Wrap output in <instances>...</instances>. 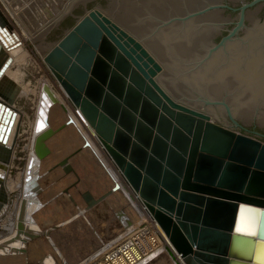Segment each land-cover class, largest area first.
<instances>
[{
	"label": "water",
	"instance_id": "water-1",
	"mask_svg": "<svg viewBox=\"0 0 264 264\" xmlns=\"http://www.w3.org/2000/svg\"><path fill=\"white\" fill-rule=\"evenodd\" d=\"M83 1L69 2L33 41ZM260 2H245L240 9L244 13ZM2 58L0 42V65ZM45 61L144 212L158 223L179 264H264V140L176 98L159 80L163 65L155 54L99 10L82 16ZM8 62L0 70L1 90ZM11 102L14 93L0 99V110L5 107L9 116L0 132V162L9 160L2 150L4 131L17 114ZM53 132L38 135L39 156L51 152L45 140ZM64 169L75 171L69 163ZM112 192L95 198L87 190L82 196L90 208ZM242 223L252 234L237 231Z\"/></svg>",
	"mask_w": 264,
	"mask_h": 264
},
{
	"label": "rangeland",
	"instance_id": "rangeland-1",
	"mask_svg": "<svg viewBox=\"0 0 264 264\" xmlns=\"http://www.w3.org/2000/svg\"><path fill=\"white\" fill-rule=\"evenodd\" d=\"M53 1L45 0V3L49 4ZM71 1L63 0V4L58 5V10L52 9L51 6L52 11L51 14H47L48 17L46 16L45 28L61 15ZM249 1L252 0H160L161 5L159 6L161 8L153 9L146 0H85L74 6L45 34V51L58 42L87 11L95 7L99 8L125 26L155 54L163 65V72L160 74L159 80L176 98L209 112L223 124L264 140L263 101L250 105L246 110L245 117L236 114L239 107L237 96L242 91L241 84L228 85L224 83L219 91L214 94L210 93L208 89L206 90V87H196L188 82V77L191 74L204 69L210 64H212L213 69L220 73L221 70L218 68L228 67L236 57L246 62L253 53L252 39L257 35L260 36L259 39L256 38L257 41H260L259 45L264 46V2L248 7L242 13L240 7L243 3ZM128 5H132L131 8L138 10L135 16L124 17L119 14V12L123 13L122 9L130 8ZM19 26L18 23L17 30L21 32L22 26ZM231 32H233V35L223 45L220 47L215 46L220 45L222 38L229 36ZM168 33H175L174 35L177 36H186L187 34L192 39L190 41L194 44L193 48L197 53L180 52L175 44L167 46L166 49L157 48L158 42L160 43L165 34ZM30 41L29 47L36 49L35 44L32 43L33 41ZM216 65L218 68H216ZM54 78L56 79L55 76ZM34 80L37 81L38 78ZM56 82L61 86L57 79ZM57 89L60 90V88ZM61 89L63 90L62 87ZM37 91L39 93L40 89L38 88ZM23 103V101H19L15 104V108L19 113L16 118V145L8 174L4 179L5 188L0 191V203L3 204L0 210V244H2L0 245V264H5V260L12 261V263L15 261V264H31V262L34 264L31 259L36 256H39V259L37 258L35 264H80L83 260L91 258L93 254L107 250L110 246L106 247L102 242L110 238L111 233L114 236L110 240H114L121 234V230L140 222L141 217H136L129 225L124 223L125 220L123 223H117L116 217L120 215L117 209L125 207L127 203L125 198L116 197L117 191L120 190V184L119 187H110L109 189H113V192L102 202L90 208L83 196L74 204L66 201L65 196L67 198L72 196L70 198V201H72L73 198L80 195L79 190L89 184V174L94 170L93 166L98 163L102 164L101 157L93 155V159L87 163V167H82L86 174L84 182L73 184L68 190L69 193L64 190L71 184L70 181L74 172L68 173L69 171H64L62 167H65L69 162L72 166L77 155L76 152L70 153L72 157L70 154L68 155L69 157L66 160H70H67V163H62L65 164L64 166L59 163L65 159L63 157L64 153L62 154L65 149L63 150L62 145L65 143V146L66 141H71L70 136L77 132L72 119L67 117V114L61 121L60 127L65 126L59 130L63 133L61 137H58L57 143H54L53 140L50 144L45 142L51 151L45 155V163L41 156L37 157L38 162L43 167L45 165V170L38 173L33 168L34 170L30 174L33 178L37 176V178H34L36 180L45 175L42 181L40 179L36 181L39 184H36L34 188L33 197L29 196L28 198L27 195H23L19 188H14L12 180H17V176L25 168L27 152H24L23 148L29 140L27 134L31 128L30 126L29 129L24 131L25 117L21 114L25 110L31 117L32 125L36 121V112L39 108L38 98L29 106H24ZM60 118L55 120L57 121ZM59 131H57V134ZM78 145L82 146V142L79 141ZM84 151L81 150L79 154L84 155ZM38 162L34 158L32 167L36 166ZM76 174L75 172L74 177L77 179L78 175ZM60 175L67 177L60 178L62 177ZM110 180L112 181L110 184H113V180ZM54 196L56 198H53ZM25 197L28 198L26 200L29 201V204H27ZM38 197L41 199L40 201ZM31 198L37 200V203H43V206L41 205L42 207L38 209L37 207L40 204L37 205L35 201L38 210L36 211L35 207H30L31 209L35 208V210H32L33 213H27L31 210L29 206H33L30 202ZM20 201H25V205L24 202L21 203ZM21 206L24 209L26 206L29 210L24 212ZM129 211L134 212L131 207ZM21 212L22 215H20ZM140 212L141 214L144 213L143 211ZM28 215L30 218H28ZM92 215L94 220L91 218ZM55 217H57V220ZM106 218H108V222L105 221ZM80 225H84V227ZM168 255L169 257H164L163 261L161 260V264H176L172 258L173 256Z\"/></svg>",
	"mask_w": 264,
	"mask_h": 264
},
{
	"label": "bare ground",
	"instance_id": "bare-ground-1",
	"mask_svg": "<svg viewBox=\"0 0 264 264\" xmlns=\"http://www.w3.org/2000/svg\"><path fill=\"white\" fill-rule=\"evenodd\" d=\"M62 1L63 0H54L52 3L49 2L48 4V3H45V0H0V42L3 44V58H2L3 62L0 65V70L3 67L4 63L6 61H9L7 67L5 68L4 75L2 77L4 81L6 82H5V87L2 90L0 89V99H5L8 96H10L11 93L12 94L14 93V102L10 103V107L17 112L15 116V122L12 128H10V130L5 129L6 131H4V134L5 136H7V139L4 142L5 147H4V150H2V154H4L5 156L8 153L9 160L5 162H2V161L0 162L1 163L0 165L1 186L4 185V179L6 178V175L8 174L9 167L12 162V157L14 155L13 151L16 145V133H17L16 118L19 115V113L17 109L15 108V104L19 101H23L24 106L25 105L29 106L34 100L38 98L39 108L36 112L37 116H36V121L33 122L34 124L31 125L32 123L31 117L29 116L27 112H25V110L23 111V114L20 113L22 116L25 117V123L23 124L24 131L29 129L30 126L31 128H30L29 133L27 134L29 140L26 142V145L23 148L24 152L25 151L27 152L25 168L23 172L19 173V175L16 178L17 180H14V181L12 180V186L14 188H19L20 191L23 193V195L24 194L27 195L28 198L29 196H32L33 193H35L34 188L36 187V184H39L36 181L38 179L42 181L45 178V175H42L40 178L36 180L34 178H37V176L33 178V176L31 177L30 175L32 174V170L34 169L36 172L38 171V173L45 170V165L43 167L42 164L38 162L39 160L37 159V157H40V156L35 151L37 137L42 132L47 131L49 128H51L54 132L47 140H45V142L50 144L53 140L54 143H57L58 137H61L63 133L59 131L60 130L59 127L62 123L61 121H63V117L65 118L67 114V117H70L72 119L73 125L75 126L77 130L76 134L74 135L72 134L70 136L71 141L69 142L66 141L67 143L65 146H64L65 143L62 145L63 150L65 149V151L62 152V154L64 153L63 157L65 159L69 157L68 155L70 153L76 152L77 154L74 160V163L72 164V167L75 170L74 175L76 172L77 173L76 175H78V177L76 179L73 175L72 180L70 181L71 184L74 183L75 181L76 183L84 182L86 174L84 173L85 171L82 169V167H85V168L87 167V163L93 159V155L95 157L97 156L101 157L102 165L104 166L106 171L109 173L111 179L114 181L113 186L119 187V184H120V187H119L120 190L117 191L116 197L118 198L123 197L125 198V202H127L125 204V207H120L119 209H117L120 215L116 217V221L117 223L118 222L123 223V221L125 220L124 223L129 225L135 220L136 217L138 216L141 217L140 215L142 214L140 211L144 212L142 205L139 203L138 198L126 186L119 172L117 171L115 166L112 164L111 160L108 159L107 154L105 153L104 148L101 145L96 133L89 126V123L82 118L81 114L79 113V109L74 106V104L71 102L69 97L61 89V86L56 82V79L54 78V73L51 67L45 61V58L48 52L59 41L54 43L47 51H45V47H46L45 46V35L39 38L37 41L35 42L33 41V38L38 33H40L43 29H45V21H46V18L49 16V15L47 16V14H51L52 9L58 10V5L63 4ZM146 1L152 6L153 9L161 8L159 6L161 5L160 0H146ZM51 6L53 7L52 9H51ZM128 6L130 8L122 9L123 13L119 12V14L123 15L124 17L135 16L138 10H136V8H131L132 5H128ZM92 9L101 11V9L96 8V7ZM101 12L104 13L103 11ZM104 14H107V13H104ZM18 23L20 24V26H22L21 32L17 30ZM174 34L175 33L165 34V36L162 38V41L160 43L158 42L157 48L166 49L167 46L175 44V46L179 49L180 52L187 51L186 52L187 54L189 52L192 54L197 53V51L193 48L194 44L190 41L192 39H190L187 34L186 36H183L182 34H181L182 36H179V35L177 36ZM259 37L260 36L257 35L252 39V48H253L252 52L253 53L246 62L236 57L234 58V62L224 69L218 68L216 65V68L221 70L220 73H218L217 70L213 69L212 64H210L204 69L191 74L188 77V82H190V84L195 85L196 87L198 86L206 87V90L208 89L210 93H214V94L219 91V88L223 86L224 83L228 85L241 84L242 91L239 93L240 95L237 96V98H239V107L236 111V114L245 117V115L247 114L246 110H248V107L250 105H252L253 103L259 102V101L264 102V46L259 45L260 41H257ZM30 40L33 41L32 43L35 44L36 49L29 47ZM241 63H244V64L242 65ZM36 78H38L37 81L34 80ZM38 88L40 89L39 93L37 91ZM57 88H60V90H58ZM45 89L47 92L45 91ZM1 109L2 110H0V132L1 130L4 129V126H5L4 121L6 120V118L9 119L7 109L5 107L4 108L1 107ZM56 118H60V119L56 121L55 120ZM10 119L12 118L10 117ZM57 131H59L58 134H57ZM54 134L56 135L54 136ZM79 141L82 142V146L78 145ZM73 142L75 143L73 144ZM81 150H85L84 155L79 154ZM70 155L72 157V154ZM34 158L36 159L38 164L32 167ZM42 158L45 163V156H42ZM67 160L69 161L70 159H67ZM70 163L71 162H69V164ZM62 165L64 166L65 164H62ZM62 168L64 169V167ZM64 171H62V173ZM65 177L67 176H62L60 178H65ZM63 182L65 181L63 180ZM51 184H53V182H51ZM2 188L4 189L5 185L1 187V189ZM109 188L110 187L106 188V190H104L103 192L98 193L95 189H91L85 186L84 188H82V190H79L80 195L76 198H73L72 201H70L71 200L70 198L72 197L71 195H70L71 197L69 198L65 196V199H67L66 201H69L72 204H74L76 203L77 200H80L81 198H83L81 194H84L87 190H90L91 193H93V196L95 198H98L101 195H103L105 192L110 190ZM41 189L43 188L41 187ZM35 191H38V190H35ZM27 197H25V200ZM53 198H56V197L54 196ZM83 199L87 202L85 198ZM32 200H30V202L33 204V206L28 205L29 209H31L30 207L36 208V206L40 204V202L37 203V200H33V201ZM38 200L40 201L41 199L39 198ZM23 202L25 205V201ZM27 204H29V201L27 202ZM41 205L43 206V203L40 204L37 208L38 209L41 208L42 207ZM66 205L68 204L66 203ZM2 207H3V204L0 203V210ZM113 207L117 208L116 206H113ZM126 207H129V208L131 207L134 212L132 213V211H129V208L126 209ZM35 208H32L30 211H28L29 209H27L25 206V209L22 207V211L24 212L28 211L27 213H29V212H32L33 209L35 210ZM37 208H36V211L38 210ZM140 208L141 210H139ZM143 214H146V212H144ZM20 215H22V212ZM29 215H28V218H30ZM26 217H27V214H26ZM110 235H111L110 238L114 236V234L112 233ZM118 237L119 236H117V238ZM110 238H107L105 241L102 242V244L108 247V246H111L117 240V238H115L114 240H110ZM20 248H21V245H20ZM167 252H170V251L166 248V250H164V252L161 255H159L157 258L153 259L152 261H150L148 264H161V260L164 259V257H167V256L169 257L168 254L171 255V253H167ZM172 258L174 259L176 264H179L180 260L178 258H175V257H172Z\"/></svg>",
	"mask_w": 264,
	"mask_h": 264
},
{
	"label": "built area",
	"instance_id": "built-area-1",
	"mask_svg": "<svg viewBox=\"0 0 264 264\" xmlns=\"http://www.w3.org/2000/svg\"><path fill=\"white\" fill-rule=\"evenodd\" d=\"M121 234L107 250L80 264H148L166 248L172 250L156 220L147 213L141 215L140 222L121 230Z\"/></svg>",
	"mask_w": 264,
	"mask_h": 264
},
{
	"label": "crops",
	"instance_id": "crops-1",
	"mask_svg": "<svg viewBox=\"0 0 264 264\" xmlns=\"http://www.w3.org/2000/svg\"><path fill=\"white\" fill-rule=\"evenodd\" d=\"M93 169L94 170L92 171V173L89 174V172H88L90 180H89L88 186H86V187H89L91 189H95L98 193H101L104 190H106V188L113 186L114 183L110 184L112 181L110 180L111 177H110L109 173L106 171V169L104 168V166L101 163H98L96 166L94 165ZM101 211H103V210L101 209ZM111 215L113 216V214H111ZM91 218L93 219V215ZM55 219L57 220V217H55ZM105 221L108 222V218H106ZM80 226L84 227V225H80ZM37 258H38V256L32 257L31 260L33 261L34 264L36 263V260H38ZM5 264H15V261L13 263H12V261H5Z\"/></svg>",
	"mask_w": 264,
	"mask_h": 264
},
{
	"label": "snow or ice",
	"instance_id": "snow-or-ice-1",
	"mask_svg": "<svg viewBox=\"0 0 264 264\" xmlns=\"http://www.w3.org/2000/svg\"><path fill=\"white\" fill-rule=\"evenodd\" d=\"M237 231L244 232L246 234H252L251 228L245 223H242L240 226H238Z\"/></svg>",
	"mask_w": 264,
	"mask_h": 264
}]
</instances>
